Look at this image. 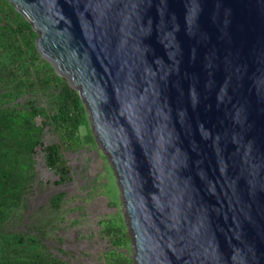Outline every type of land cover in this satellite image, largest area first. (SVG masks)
Returning <instances> with one entry per match:
<instances>
[{
	"label": "water",
	"instance_id": "95a60500",
	"mask_svg": "<svg viewBox=\"0 0 264 264\" xmlns=\"http://www.w3.org/2000/svg\"><path fill=\"white\" fill-rule=\"evenodd\" d=\"M9 2L89 112L134 264H264V0Z\"/></svg>",
	"mask_w": 264,
	"mask_h": 264
},
{
	"label": "rangeland",
	"instance_id": "374dc122",
	"mask_svg": "<svg viewBox=\"0 0 264 264\" xmlns=\"http://www.w3.org/2000/svg\"><path fill=\"white\" fill-rule=\"evenodd\" d=\"M26 21L9 0H0V69L11 62L21 81L15 97L13 82L0 79V90L10 93L8 98L0 95V106L24 108L34 101L44 109L30 114V124L40 127V136L22 199L17 203L10 198L7 214L0 213V264L38 249L69 264H134L120 188L107 155L96 142L89 112L69 78L38 50L36 54L38 33ZM64 85L77 96L70 101L66 121L63 116L51 121L52 94ZM0 130L7 132L2 125ZM56 143L58 160L50 167L48 147ZM58 193L63 197L53 204L52 197Z\"/></svg>",
	"mask_w": 264,
	"mask_h": 264
},
{
	"label": "trees",
	"instance_id": "16d2710c",
	"mask_svg": "<svg viewBox=\"0 0 264 264\" xmlns=\"http://www.w3.org/2000/svg\"><path fill=\"white\" fill-rule=\"evenodd\" d=\"M26 25L28 22H25ZM3 33V27L0 25V34ZM35 49L36 54L37 49ZM15 56V55H13ZM11 63V62H10ZM2 64L0 69V79L3 78L7 83L13 82L11 94L17 97L20 94V78L15 76L11 65ZM53 70V68L51 67ZM6 76V79L5 77ZM9 82V83H10ZM0 95L8 98L10 93L0 90ZM77 96L71 88L64 85L52 94L54 110L48 115L51 121L55 118L63 116L62 121H66L69 116L68 108L70 101ZM8 101V100H7ZM7 103V102H5ZM32 101L28 107L18 108L15 105L0 106V125L5 126L7 132L3 134L0 130V213L6 215L5 205L10 198L15 201L22 199V194L25 190L26 183L30 179V169L32 166V154L39 142L40 127L38 125L31 126L30 114L43 113L44 109L38 108ZM69 122V121H68ZM70 123V122H69ZM47 155L48 165L54 166L58 160L59 145L58 143L48 147ZM63 197V193L55 194L52 197V203L58 204ZM3 264H69L68 261L53 255L52 252L34 250L33 253L25 257L9 258Z\"/></svg>",
	"mask_w": 264,
	"mask_h": 264
},
{
	"label": "bare ground",
	"instance_id": "6f19581e",
	"mask_svg": "<svg viewBox=\"0 0 264 264\" xmlns=\"http://www.w3.org/2000/svg\"><path fill=\"white\" fill-rule=\"evenodd\" d=\"M43 155V154H42Z\"/></svg>",
	"mask_w": 264,
	"mask_h": 264
}]
</instances>
